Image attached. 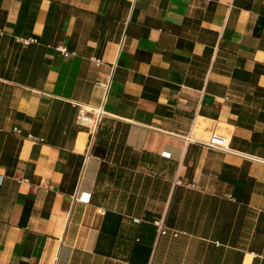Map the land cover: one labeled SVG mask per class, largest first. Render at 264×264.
<instances>
[{
  "label": "crops",
  "instance_id": "1",
  "mask_svg": "<svg viewBox=\"0 0 264 264\" xmlns=\"http://www.w3.org/2000/svg\"><path fill=\"white\" fill-rule=\"evenodd\" d=\"M0 30V264H264V0H0Z\"/></svg>",
  "mask_w": 264,
  "mask_h": 264
},
{
  "label": "built area",
  "instance_id": "2",
  "mask_svg": "<svg viewBox=\"0 0 264 264\" xmlns=\"http://www.w3.org/2000/svg\"><path fill=\"white\" fill-rule=\"evenodd\" d=\"M1 32V30H0ZM27 45L31 43H37V40L30 39L25 41ZM62 51V54L66 57H69L71 54L67 51V49L59 48ZM103 113L102 111H98L95 108H91L88 106L78 105V121L87 126L96 125L98 121L101 119ZM40 141H43L42 139ZM206 147L210 150L218 151V152H231L229 147V139L221 134L218 131H215L211 137V139L205 144ZM166 231H162V234H165ZM174 236L177 237L178 234L174 233Z\"/></svg>",
  "mask_w": 264,
  "mask_h": 264
}]
</instances>
